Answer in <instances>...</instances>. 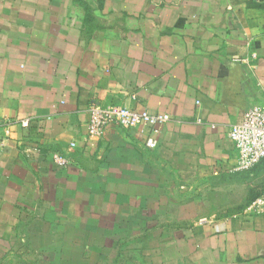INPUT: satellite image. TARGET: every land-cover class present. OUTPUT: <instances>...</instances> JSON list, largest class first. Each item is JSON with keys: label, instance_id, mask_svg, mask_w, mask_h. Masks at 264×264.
Segmentation results:
<instances>
[{"label": "crops", "instance_id": "crops-1", "mask_svg": "<svg viewBox=\"0 0 264 264\" xmlns=\"http://www.w3.org/2000/svg\"><path fill=\"white\" fill-rule=\"evenodd\" d=\"M95 104L171 119L155 148L150 127L90 138ZM253 106L264 0H0V264H264L249 200L199 213L213 180L264 165L234 169Z\"/></svg>", "mask_w": 264, "mask_h": 264}, {"label": "built area", "instance_id": "built-area-1", "mask_svg": "<svg viewBox=\"0 0 264 264\" xmlns=\"http://www.w3.org/2000/svg\"><path fill=\"white\" fill-rule=\"evenodd\" d=\"M171 119L167 113H151L146 109H134L126 106L92 105L89 108L87 135L90 138L101 137L111 125L123 128L150 127L152 135L147 139V146L157 147L160 128ZM29 126V121L22 122ZM229 137L235 143L239 156L236 171H247L264 160V106L248 108L242 120L229 131ZM54 161L60 167L70 164L69 158L54 154ZM246 213H264V191L246 208Z\"/></svg>", "mask_w": 264, "mask_h": 264}, {"label": "rangeland", "instance_id": "rangeland-1", "mask_svg": "<svg viewBox=\"0 0 264 264\" xmlns=\"http://www.w3.org/2000/svg\"><path fill=\"white\" fill-rule=\"evenodd\" d=\"M240 181L234 185L228 179L213 180L209 191L199 195V213L209 217L232 215L241 211L246 202L251 201L264 191V165L261 170L253 173H241ZM249 203V204H250ZM106 259L99 261V264H109Z\"/></svg>", "mask_w": 264, "mask_h": 264}, {"label": "trees", "instance_id": "trees-1", "mask_svg": "<svg viewBox=\"0 0 264 264\" xmlns=\"http://www.w3.org/2000/svg\"><path fill=\"white\" fill-rule=\"evenodd\" d=\"M258 196H259V195H258ZM255 198H256V197H255ZM255 198H254V199H255ZM254 199H253V200H254ZM253 200H252V201H253ZM252 201H251V202H252Z\"/></svg>", "mask_w": 264, "mask_h": 264}]
</instances>
